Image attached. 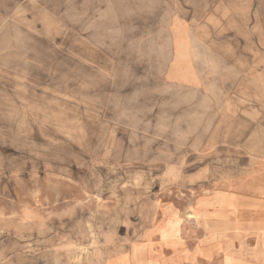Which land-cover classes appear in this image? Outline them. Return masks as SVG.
<instances>
[{
    "label": "rangeland",
    "instance_id": "obj_1",
    "mask_svg": "<svg viewBox=\"0 0 264 264\" xmlns=\"http://www.w3.org/2000/svg\"><path fill=\"white\" fill-rule=\"evenodd\" d=\"M152 4L0 0V234H19L34 264H122L133 245L205 264L217 243L199 233L170 245L147 232L162 212L195 230L192 207L263 154V19L257 61H208L194 111L171 114L153 104Z\"/></svg>",
    "mask_w": 264,
    "mask_h": 264
},
{
    "label": "crops",
    "instance_id": "obj_2",
    "mask_svg": "<svg viewBox=\"0 0 264 264\" xmlns=\"http://www.w3.org/2000/svg\"><path fill=\"white\" fill-rule=\"evenodd\" d=\"M152 2L143 18H152L151 41L157 57L162 56L165 61L161 92H156L152 101L160 109L169 108L171 114L193 112L194 97L202 95L207 78L202 69L211 64L208 61L223 67L230 64L226 61H257L247 53L257 49L259 18L264 26V0ZM141 33L139 30L138 34ZM252 130L257 132V128L249 132ZM237 155L241 157V152ZM246 172L233 181L215 183L210 196L201 205L192 207L195 214L204 211L197 215L200 223L195 230L194 220L188 223L190 219H186L177 225L174 217L163 216L162 212L147 236L155 235L163 244L176 245L179 241L193 240L196 232L202 241L217 243L211 250L202 249L205 264H264V151ZM236 189H246L250 200H233L236 193H241L235 192ZM18 237L19 234H0V264H34L29 253L24 255L14 249L12 243L19 241ZM147 251L133 245L130 261L124 259L122 264H173L172 259L177 258L172 255L153 261Z\"/></svg>",
    "mask_w": 264,
    "mask_h": 264
}]
</instances>
